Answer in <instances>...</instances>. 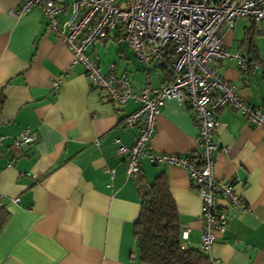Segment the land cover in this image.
Wrapping results in <instances>:
<instances>
[{"label": "crops", "instance_id": "1", "mask_svg": "<svg viewBox=\"0 0 264 264\" xmlns=\"http://www.w3.org/2000/svg\"><path fill=\"white\" fill-rule=\"evenodd\" d=\"M20 3L0 0V213L7 215L0 229V264H145L135 256L136 184L116 154L118 144L134 142L136 129L125 128L124 118L138 103L117 105L92 88L66 45L47 32L39 8L11 15ZM219 34L226 50L241 53L257 69L241 78L235 59L227 58L217 62V73L240 97L264 109V20L238 19ZM88 52L103 72L113 63L135 95L148 82L157 86L170 76L162 68L146 71L113 33ZM55 78H60L58 90L51 86ZM216 118L214 173L233 183L249 210L226 208L228 222L210 257L217 264H264V127L227 107ZM26 127L35 142L14 148L11 138ZM150 145L155 152L197 158L198 128L185 102L164 101ZM139 165L140 177L149 183L164 173L180 227L188 228L186 242L198 248L200 201L187 172L147 158Z\"/></svg>", "mask_w": 264, "mask_h": 264}, {"label": "built area", "instance_id": "2", "mask_svg": "<svg viewBox=\"0 0 264 264\" xmlns=\"http://www.w3.org/2000/svg\"><path fill=\"white\" fill-rule=\"evenodd\" d=\"M39 8L47 20L46 30L63 42L72 54V64L81 65L92 88L98 89L117 105L134 99L138 106L124 118V127L135 128L134 142L127 147L118 144L116 154L124 158L127 177L136 182L140 176V160L153 165L183 168L200 201L201 223L198 248L210 257V250L228 222L226 208L233 213L249 210L235 192L231 181L214 173V141L219 126L216 114L224 107L238 112L253 126L264 127V109L240 97L235 85L217 73V62L233 58L241 78L255 73L257 65L239 52L222 46L220 28L231 29L238 19L264 20V0H21L11 12L14 18ZM67 14L66 19L62 16ZM113 33L124 43L139 63L154 69L168 65V80L151 86L149 82L138 95L132 92L125 74H115L110 63L101 71L91 45ZM54 90L60 78L51 81ZM185 102L198 128L199 154L159 153L151 149L156 118L165 100ZM36 140L34 131L26 127L11 138L14 148L29 147ZM3 137L0 136V156ZM24 174L20 173V176ZM218 199L224 202L218 203ZM14 201H17L14 200ZM182 247H187L188 228L180 227ZM264 255V247L260 248Z\"/></svg>", "mask_w": 264, "mask_h": 264}, {"label": "trees", "instance_id": "3", "mask_svg": "<svg viewBox=\"0 0 264 264\" xmlns=\"http://www.w3.org/2000/svg\"><path fill=\"white\" fill-rule=\"evenodd\" d=\"M162 69L170 72L168 65ZM135 184L140 203L133 226L135 256L145 264H212L199 248L182 247L179 217L164 173L151 183L139 176ZM6 216L0 213V229Z\"/></svg>", "mask_w": 264, "mask_h": 264}]
</instances>
